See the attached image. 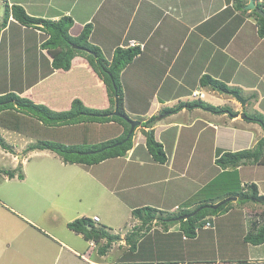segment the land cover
I'll return each instance as SVG.
<instances>
[{"label": "crops", "instance_id": "1", "mask_svg": "<svg viewBox=\"0 0 264 264\" xmlns=\"http://www.w3.org/2000/svg\"><path fill=\"white\" fill-rule=\"evenodd\" d=\"M4 1L9 6L20 4L34 17L57 20L70 16L73 25L69 33L73 36L90 24L89 41L107 59L116 47L139 45L140 53L120 77L124 110L130 119L144 121L164 107L178 105L176 101L191 100L189 95L194 90L204 93L203 101L223 108L210 111L182 107L150 127L139 126L125 155L89 166L73 163L83 167L109 198L110 204L105 203L101 211L108 216V222L94 213L88 217L94 227L117 234L113 219H121L125 230L104 254L98 249L105 239L96 243L75 232L88 243L86 251L80 253L75 244L66 242H61L60 248H67L69 254L86 264H264V241L252 244L244 240L264 224V205L253 199L238 200L234 195L246 184H255L258 193L264 195V163L223 169L215 162L225 151L252 148L264 136V130L248 116L244 118L245 112L240 111L245 108L229 93L200 84L203 75L218 79L247 100V112L264 114V36L258 35L252 9H245L249 0ZM254 3L255 7L261 5L259 13L264 11V0ZM3 12L4 8L0 13V94L13 92L55 110L68 109L75 98L88 107H108L104 83L84 56L75 55L68 71L53 68L51 54L41 46L47 34L20 24L11 15L4 21ZM207 95L209 99L204 100ZM137 100L147 105L144 111L134 106ZM143 130H152L162 145L163 162L154 160L148 152ZM34 142V138L25 136L20 146L10 144L13 169L18 161L25 164L24 153L51 152H26L25 148ZM111 160L116 161V170L111 173L116 177L113 181L107 177L111 170L104 167H109ZM93 166H103L102 171H91ZM20 172L23 178L19 180L30 179L31 183L44 186L38 175L27 177L22 168ZM229 197L232 199L227 210L202 219V223L207 220L213 228L198 229L193 237L182 234L180 220L184 215L177 216L179 212L200 203L217 204ZM175 206L176 210L171 211ZM142 207H152L156 214L161 210L150 228L142 227L132 214ZM171 212L176 216L172 221H157ZM80 215L83 214L75 216L86 217ZM94 216L99 220L95 221ZM168 221L172 223L165 225ZM137 230L140 236L134 241L136 247L140 246L129 251L126 236Z\"/></svg>", "mask_w": 264, "mask_h": 264}, {"label": "trees", "instance_id": "2", "mask_svg": "<svg viewBox=\"0 0 264 264\" xmlns=\"http://www.w3.org/2000/svg\"><path fill=\"white\" fill-rule=\"evenodd\" d=\"M4 2V21L11 15L20 24L34 26L47 34V38L41 46L51 54L53 68L68 71L71 68V60L75 55L80 54L86 58L90 69L104 83L108 107H88L80 99L75 98L68 109L55 110L45 104L36 103L28 97L9 92L0 94V127L34 138L36 142L29 144L25 148L26 152L34 149L50 150L57 154L64 163H78L89 166L109 158L125 155L132 147L135 128L127 137L130 124L123 118H129V116L124 110L120 77L124 68L140 53L139 45L124 48L116 47L111 58L107 59L99 48L89 41L90 24H85L80 33L73 36L69 33L73 20L68 15H63L57 20L34 17L28 15L20 4L13 3L9 6L6 1ZM260 7L261 5L257 4L256 8L252 9V13L256 16L258 35L263 37L264 14L258 12L257 9ZM200 84L225 93L233 89L209 75H203ZM116 106L118 113L123 117L115 115ZM182 107H196L210 111L223 110V108L210 105L201 99L187 100L178 103L174 107H164L158 114L152 115L144 121L142 118L136 120L141 121V126L150 127L160 117L175 113ZM247 115L250 121L258 123L264 130V115L262 113L250 112ZM143 133L146 138L147 150L152 158L163 162L165 154L162 145L155 140L153 131L143 130ZM0 145L3 148L10 149L2 139H0ZM215 162L223 169L235 168L246 163H264V136L260 137L252 148L221 153ZM20 169L21 167L17 166L15 169L5 171V174L9 178L17 176L22 179L23 174ZM234 195L238 200L253 199L264 205V195L258 193L255 184L244 185L242 190L235 192ZM230 200L219 205L216 209L205 206L193 216L182 218L180 220L182 234L193 237L196 233L195 229L202 224V219L206 215L227 210L231 203ZM204 205L207 204L200 203L191 210L179 212L177 216L189 214ZM156 212L157 210L152 207H142L134 209L132 214L140 220L142 227L146 225V228H150L156 218ZM174 217H176L175 214L166 213L165 217H158L157 221L162 219L172 221ZM171 221L164 224H171ZM66 226L69 230L81 234L85 240H93L98 243L100 240L105 239L106 242L98 249L100 254L107 252L111 243L119 238L118 234L110 233L102 227L95 228L93 221L88 217L75 218L67 222ZM141 226L138 230L141 229ZM138 230L126 236L129 251L140 246L136 247L134 241L135 237L140 236ZM244 240L252 244L262 243L264 241V224L257 227L255 231L248 233ZM143 242L141 241V245Z\"/></svg>", "mask_w": 264, "mask_h": 264}, {"label": "rangeland", "instance_id": "3", "mask_svg": "<svg viewBox=\"0 0 264 264\" xmlns=\"http://www.w3.org/2000/svg\"><path fill=\"white\" fill-rule=\"evenodd\" d=\"M4 3V0H0V13H2ZM261 14H264V11ZM103 52L105 53V51ZM133 67L134 65L129 69L132 70ZM193 92L198 96L194 97ZM193 92L189 95L191 100H202L205 97L202 91L194 90ZM231 92H228L229 95L234 97L230 94ZM150 96L149 98H151ZM144 97V100H147L148 97ZM240 97L244 103L234 98L241 108H245V111L241 110L240 112L243 111L242 114L245 112L243 115L246 118L250 113L247 112L249 110H246V108L249 109L248 102L241 95ZM208 99L207 95L204 100ZM178 102L183 101H176V103ZM134 106H139V110L144 111L147 105L137 100ZM252 112L258 111L253 110ZM167 115L160 118H165ZM138 127H135V130ZM24 138L25 136L18 132L0 127V139L6 142L9 147L10 144L20 146ZM17 151L21 152L22 150ZM11 154L9 149L0 145V264H86L69 254L67 248H60L61 242L75 244L80 253L85 252L88 248V243L81 236L67 228L66 220L77 213H82L83 215L80 216L90 218L94 213H97L103 222H108V216L101 213L102 208L105 207L104 204H110L105 190L96 184V180L83 167L73 163L64 164L57 154L51 152L39 155L24 153L25 164L21 165L19 161L17 164L27 177L38 175L44 183L43 187L37 186L34 182L31 183L30 179L9 178L5 171L14 168ZM113 163L116 161L111 160L108 164L109 167L104 166L111 170L110 173H107V177L109 176L112 181L113 178H116L111 174L116 170V165ZM93 167L94 170H91L92 167L88 170L95 172L98 167ZM102 167L98 168L99 171H102ZM176 208L177 206L171 211ZM160 213L161 210H158L157 214L160 215ZM78 217L75 216V218ZM120 220L113 219L112 223L117 234L125 230L123 225L125 221L120 224ZM128 226L125 225V227ZM35 227L43 231L46 236Z\"/></svg>", "mask_w": 264, "mask_h": 264}, {"label": "water", "instance_id": "4", "mask_svg": "<svg viewBox=\"0 0 264 264\" xmlns=\"http://www.w3.org/2000/svg\"><path fill=\"white\" fill-rule=\"evenodd\" d=\"M255 7V3L254 0H249V3L247 5H245V9H252ZM260 13H263V11H260ZM230 94H232L238 101H240L241 103H244V100L240 97L239 93L237 91H232ZM115 115H119L120 117H123L122 115H120L117 111V106L115 107ZM124 119H126V121L130 124V129L128 131L127 137L132 133L133 129L137 126L141 125V121L139 120H133L127 117H123ZM126 137V138H127ZM232 198H227V199H223L220 202H218L217 204H213V205H204L202 207L197 208L196 210H194L193 212H191L190 214H186L183 216V218H188L190 216H193L196 212H198L200 209H202L205 206H209L212 209H216L219 205L225 203L227 200H230ZM236 198H233V200H235Z\"/></svg>", "mask_w": 264, "mask_h": 264}, {"label": "built area", "instance_id": "5", "mask_svg": "<svg viewBox=\"0 0 264 264\" xmlns=\"http://www.w3.org/2000/svg\"><path fill=\"white\" fill-rule=\"evenodd\" d=\"M130 44H133L134 45V43H130ZM193 96L194 97H197L198 96V94H195L194 92H193ZM93 219L95 220V221H98L99 220V218L97 217V216H94L93 217ZM201 229V228H203V229H210V228H213V226L211 225V223L209 222V221H205L204 223H202L199 227H197L196 229H195V231H197L198 229Z\"/></svg>", "mask_w": 264, "mask_h": 264}, {"label": "clouds", "instance_id": "6", "mask_svg": "<svg viewBox=\"0 0 264 264\" xmlns=\"http://www.w3.org/2000/svg\"><path fill=\"white\" fill-rule=\"evenodd\" d=\"M200 226V225H199ZM200 229V228H199Z\"/></svg>", "mask_w": 264, "mask_h": 264}]
</instances>
